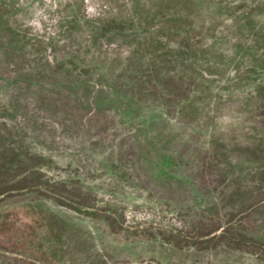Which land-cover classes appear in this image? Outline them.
I'll return each instance as SVG.
<instances>
[{
	"label": "rangeland",
	"instance_id": "374dc122",
	"mask_svg": "<svg viewBox=\"0 0 264 264\" xmlns=\"http://www.w3.org/2000/svg\"><path fill=\"white\" fill-rule=\"evenodd\" d=\"M0 264H264V0H0Z\"/></svg>",
	"mask_w": 264,
	"mask_h": 264
}]
</instances>
